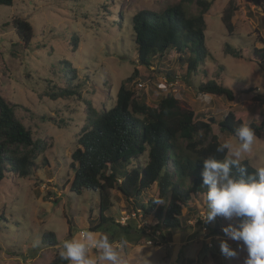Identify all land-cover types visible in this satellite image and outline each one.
<instances>
[{"label": "rangeland", "instance_id": "1", "mask_svg": "<svg viewBox=\"0 0 264 264\" xmlns=\"http://www.w3.org/2000/svg\"><path fill=\"white\" fill-rule=\"evenodd\" d=\"M178 1L13 0L11 5L0 4V96L16 105L15 113L31 130L33 139L45 144L44 150L35 151L36 168L30 176L8 172L0 182V264H49L63 241L98 222V192L69 189L68 181L73 176L71 153L78 132L87 126L86 103L99 112L109 109L121 81L134 71L128 85L135 97L144 98L149 106L172 94L198 117L204 113L205 118L213 115L221 120L230 110L246 123L264 119V57L253 53L255 48L263 47L264 0H206L211 1L204 13L205 44L210 54L196 72L187 73L174 50L157 55L150 66L139 65L130 17L138 10L161 11ZM230 3L236 6L231 34L221 21ZM198 9L194 2L189 5L192 13ZM14 17L31 24L33 36L28 45L15 33ZM73 36L78 39L75 50L70 44ZM225 43L241 51L240 57L226 54ZM64 60L75 71L73 80L64 77ZM210 78H218L229 87L233 100L200 93L198 84ZM68 83L77 85L79 96L50 98L51 91ZM212 128L220 142L237 144L234 136L220 132L217 123ZM145 157L138 162L143 163ZM247 159L254 167L264 164V128ZM152 196H156L155 184L142 199ZM195 197L200 211L206 214L204 195ZM111 200L107 215L113 219L132 208L116 190H112ZM193 216L185 212L182 228L163 230L164 239L160 230L153 233L155 222L149 218L142 228L131 220L127 234L112 222L94 232L107 234L117 242L126 240L123 255L130 264H244L247 253L243 247L224 234L223 226L215 229L219 217L225 227L238 226V218L217 216L207 222L212 236V246H208L200 225L188 224ZM45 232L55 234V246L41 242ZM222 239L237 251L236 257L226 258L221 253Z\"/></svg>", "mask_w": 264, "mask_h": 264}, {"label": "trees", "instance_id": "2", "mask_svg": "<svg viewBox=\"0 0 264 264\" xmlns=\"http://www.w3.org/2000/svg\"><path fill=\"white\" fill-rule=\"evenodd\" d=\"M12 2L0 0L1 5H11ZM193 2L199 8L196 13L189 10ZM210 4L211 1L206 0H179L161 11L141 9L135 12L130 17V26L137 49V63L150 66L154 57L174 50L178 60L185 64L186 72H196L210 54L204 35V13ZM235 10L236 6L230 3L221 16L229 34L233 30L231 19ZM12 23L19 41L28 45L33 36L31 24L22 17H14ZM77 43V37L73 36L70 40L73 50ZM262 43L263 47L253 50L254 56L264 57V40ZM223 50L240 57L241 51L228 43ZM62 63L64 77L73 80L75 71L67 60ZM133 74L121 81L114 104L109 109L99 112L86 103L87 126L82 127L76 137L70 164L73 176L68 186L77 193L83 190L98 192V222L90 226L91 231L112 222L124 233H129L130 223L121 225L107 215L112 208L111 192L116 190L131 205V210L139 209L145 218L154 220L153 233L160 230L159 235L164 239L163 230L182 228L185 212L195 214L197 209L192 204L191 194L206 192L201 186L202 161L210 155L217 159H223L225 155L216 151L222 142L212 125L217 123L220 132L234 136V130L246 121L230 110L221 120L213 115L205 118L204 113L198 117L193 109L184 106L172 94L160 97L155 106H149L144 98L135 97L130 89L128 82ZM75 86L68 83L48 95L51 99L79 96ZM197 90L229 101L234 98L233 91L218 78L200 82ZM15 107L0 96V182L8 172L18 177L30 176L36 168V149L45 148L44 143L33 139L31 130L16 115ZM247 124L259 136L264 119ZM143 155H146L145 160L139 163ZM245 162L250 163L248 159ZM254 168L251 164L249 171ZM153 184L156 196L143 201V193ZM157 200L163 203L158 205ZM41 242L55 246L57 238L53 232H45ZM49 264H68V261L55 253Z\"/></svg>", "mask_w": 264, "mask_h": 264}, {"label": "clouds", "instance_id": "3", "mask_svg": "<svg viewBox=\"0 0 264 264\" xmlns=\"http://www.w3.org/2000/svg\"><path fill=\"white\" fill-rule=\"evenodd\" d=\"M234 138L236 145L226 141L216 149L225 154L223 159L210 155L202 161L201 186L206 188L207 207L203 219L207 223L217 216L238 218V226L229 224L222 231L246 251L244 264H264V164L249 171L251 164L245 162L257 140L250 125L237 127ZM126 246V240L117 242L107 234L85 229L63 241L59 255L68 264H130L123 255ZM220 250L226 258L238 254L225 239L220 240Z\"/></svg>", "mask_w": 264, "mask_h": 264}, {"label": "built area", "instance_id": "4", "mask_svg": "<svg viewBox=\"0 0 264 264\" xmlns=\"http://www.w3.org/2000/svg\"><path fill=\"white\" fill-rule=\"evenodd\" d=\"M140 86H142V83H138ZM205 215L204 211H200L196 218L193 220V224H198L200 225V228L203 232L202 237L204 236V239L208 240V246H212V243L210 242V239L212 236L209 233L208 226L206 225L205 220L203 219ZM131 220H134L137 223L138 228H142L144 226H147L148 220L147 218L144 217L142 214L141 210L136 209V210H130V211H121L119 215L114 219L115 222L121 224V225H126L129 223ZM147 231V230H146ZM157 232V231H156ZM202 237H199L200 239ZM148 243H151V241H148Z\"/></svg>", "mask_w": 264, "mask_h": 264}, {"label": "crops", "instance_id": "5", "mask_svg": "<svg viewBox=\"0 0 264 264\" xmlns=\"http://www.w3.org/2000/svg\"><path fill=\"white\" fill-rule=\"evenodd\" d=\"M196 195L201 196V195H203V193H196V194L192 193L191 194L192 204H194L196 206L197 210H196L194 216L190 220L187 221L188 224H190V225H194L192 222H193L194 218H196V216L200 212V209H199L200 204H199V202H197L198 199L195 197ZM215 223H216V221H215ZM219 226H221V227L223 226V228L225 227L222 217H219V220L217 221V224L215 225V229L218 228ZM208 230H209V228H208Z\"/></svg>", "mask_w": 264, "mask_h": 264}]
</instances>
